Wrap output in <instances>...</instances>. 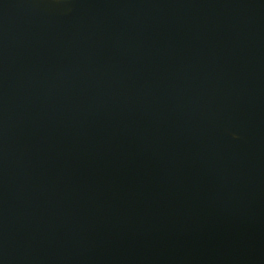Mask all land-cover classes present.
<instances>
[{
  "label": "water",
  "instance_id": "obj_1",
  "mask_svg": "<svg viewBox=\"0 0 264 264\" xmlns=\"http://www.w3.org/2000/svg\"><path fill=\"white\" fill-rule=\"evenodd\" d=\"M0 264H264V0H0Z\"/></svg>",
  "mask_w": 264,
  "mask_h": 264
}]
</instances>
